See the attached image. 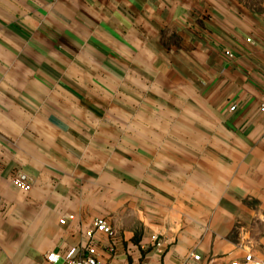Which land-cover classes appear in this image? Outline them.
<instances>
[{
	"label": "crops",
	"instance_id": "1",
	"mask_svg": "<svg viewBox=\"0 0 264 264\" xmlns=\"http://www.w3.org/2000/svg\"><path fill=\"white\" fill-rule=\"evenodd\" d=\"M263 104L264 1L0 0V264L264 263Z\"/></svg>",
	"mask_w": 264,
	"mask_h": 264
},
{
	"label": "built area",
	"instance_id": "2",
	"mask_svg": "<svg viewBox=\"0 0 264 264\" xmlns=\"http://www.w3.org/2000/svg\"><path fill=\"white\" fill-rule=\"evenodd\" d=\"M247 43L253 44L255 43L252 37H248L246 39ZM225 55L229 58H233L234 54L231 50H226ZM262 109L264 110V104L262 105ZM231 110H236V106L233 105L231 107ZM13 184L17 186L18 188L24 189V190H30L31 184L29 183V178L27 174L23 172H19L16 174L13 178ZM75 217L73 215H70L67 217V219L73 220ZM66 221V218H63L60 220V223L64 224ZM264 221V219H263ZM100 234H105L108 236H112L114 234L113 229L109 222L103 218V217H96L92 223V226L85 232V238H86V248L88 251L87 256L83 258H75L74 256V250L69 252V254L66 256L65 264H104L99 261L97 257V249L99 247V242L97 239V236ZM195 260H200L199 255L194 256ZM47 260L50 262V264H57L60 260V255L53 252L48 254ZM233 264H264L263 262L256 260L252 254H247L244 262H234Z\"/></svg>",
	"mask_w": 264,
	"mask_h": 264
},
{
	"label": "rangeland",
	"instance_id": "3",
	"mask_svg": "<svg viewBox=\"0 0 264 264\" xmlns=\"http://www.w3.org/2000/svg\"><path fill=\"white\" fill-rule=\"evenodd\" d=\"M256 1H257V3H258V2H262V1H264V0H256Z\"/></svg>",
	"mask_w": 264,
	"mask_h": 264
}]
</instances>
